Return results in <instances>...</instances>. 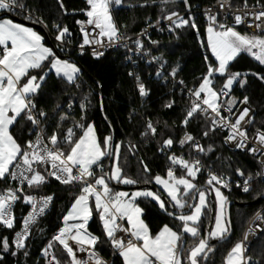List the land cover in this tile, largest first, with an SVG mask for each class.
Returning <instances> with one entry per match:
<instances>
[{
    "label": "snow or ice",
    "instance_id": "1",
    "mask_svg": "<svg viewBox=\"0 0 264 264\" xmlns=\"http://www.w3.org/2000/svg\"><path fill=\"white\" fill-rule=\"evenodd\" d=\"M121 2L122 0H86L87 8L83 10V14L87 19L76 21L82 36V42L77 45L81 54L87 46L92 48L93 57L98 58L103 53L98 52L96 46L104 47L106 42L108 46H112L128 39L119 31L111 15V5L120 6ZM149 3H159L161 11H165L170 4L175 3V0H144L139 6L145 7ZM183 3L186 7H190L188 0H183ZM60 7L63 8V4ZM220 7L224 8V4ZM17 9L24 11L25 3L21 0H0V11L5 13L0 16V47H2L0 51V180L11 178L18 182L15 189L6 188L0 192V227L14 232L13 236L0 239V250L11 252L16 256L19 250L27 248L31 226L44 214L53 197L37 198L26 194L23 186L27 184L29 189H39L49 178H54L61 184L78 186L79 194L75 196L67 212L62 215L61 226L48 244L41 249L46 258L45 264H64L65 260L67 264H108L96 251L97 244L104 242L109 243L113 251L119 254L123 264H200V258H206L214 250L210 246L211 241L223 239L230 229V217L225 215L227 197L221 191L222 188L230 186L228 178L209 170L205 185L197 186L193 181L202 171L201 162L199 160L189 162L170 155L168 160L173 165L178 164L181 169L186 170L184 175L176 177L173 168L169 167L166 178L157 174L144 180L145 185L154 182L163 189V192L159 189L153 191L147 187L137 188L131 192H114L109 187L110 182L137 185L138 180L124 173L120 163L122 143L115 141L111 134L104 136L102 141L99 140L94 124L86 121L89 104L87 96L80 103L82 113L80 120H73L71 126L65 130L62 123L68 121V115L61 112L56 122V129L47 136L46 127L41 122L49 119L48 114L42 109L37 111L32 97L39 94L49 75H54L67 85H75L79 88L80 84L77 80L80 77V69L68 58H60L52 48L46 47L42 42L43 37L31 27L14 22L8 14ZM245 16H251L252 20H245ZM205 17L208 21L205 27L207 50L211 52L214 61L209 62L207 57L205 58L206 72L200 78L198 86L189 89L190 106L187 107L181 124L186 127L194 116L202 115L210 124L208 130L203 132L205 137L209 135V131L223 128L228 131L226 142L234 143L238 149L264 155V132L258 131L254 136L259 147H246L248 137L242 122L245 125L253 122V118L249 116L250 109L244 107L238 114H234L232 108L237 103L246 105L248 97L245 96L243 100L238 101L230 95L234 82L238 81L243 87L246 80L240 79L241 73L229 71L230 62L241 53H247L260 65H264V35L241 34L234 27L247 23L249 28L254 27L260 33H264V9L255 13L245 12L244 15L236 14L232 25L219 21L216 14L205 13ZM24 18L28 20L32 18L30 10ZM159 19L169 22V31L185 26L197 28L190 14L185 19L178 12L168 10L167 14ZM37 22L43 23L42 20ZM52 28L57 33L54 39L58 42V47L63 49L66 44L71 43L69 39L71 33L67 26L61 27L53 23ZM145 34L146 30H142L141 35ZM150 43L158 42L150 40ZM134 45L136 54H149L139 36L135 39ZM128 51L131 52L132 49ZM128 59H131V56ZM159 60L160 57H152V61ZM176 72L177 69L174 67L169 75L175 77ZM132 75L133 73L129 72V76ZM157 75L161 73L158 71ZM244 75L246 76L247 73ZM214 78L223 80L219 90L215 89ZM258 78L264 80V76ZM179 83L183 84V81ZM136 87L141 97L147 94L139 76L136 77ZM221 97L224 98L223 101ZM173 103L169 102L165 107L170 108ZM71 105L70 100L69 107ZM61 107L62 105H57L54 111H60ZM222 112L229 114L223 115ZM245 117L248 119L246 120ZM20 119H23L25 126L28 124L32 126L30 132H36L35 139H30L24 144L18 143L10 131ZM76 129H81V133L77 134ZM145 130L146 132L141 135L147 132L156 134V127L151 120L146 122ZM188 142H192L191 146L197 152H204L201 145L194 141V137L185 132L179 143L183 146ZM173 144L172 138L164 139L161 151L170 149ZM134 148L135 145H131L129 151ZM211 150L209 146L208 151ZM105 158H110L107 170L103 163ZM140 163L143 172L149 173L148 166L142 160ZM261 163H264V160ZM42 167L43 172L40 170ZM95 170L100 174L97 175ZM235 171L238 176L244 178L239 168ZM249 184L250 178H244L242 191H250ZM237 187H241L239 182ZM165 194L167 200L164 198ZM212 194L215 197L214 209L209 203ZM21 197L26 205H30V210L23 217L21 229L16 231L13 205ZM190 198L191 203H189ZM140 199L154 201L164 211L171 207L174 211H167V214L181 222L182 228L177 231L165 224L153 235L142 219L143 209L138 203ZM185 209L186 212L181 211ZM206 209L214 211V223L205 231L204 237L200 238L198 243L185 250L182 235L186 233L192 237L199 236V223ZM94 211L98 214L104 240L88 229V222ZM252 221H260L261 223H257L255 228L264 232V210H256ZM125 222L127 227H124ZM119 233H126L127 240L121 238ZM251 234L253 229L249 227L243 238L232 244L224 264H254L252 258L247 256L245 247ZM56 244L63 249L61 258L55 254ZM13 246L16 251H13ZM77 253H86L87 258L81 259ZM24 254L27 256V251Z\"/></svg>",
    "mask_w": 264,
    "mask_h": 264
},
{
    "label": "trees",
    "instance_id": "2",
    "mask_svg": "<svg viewBox=\"0 0 264 264\" xmlns=\"http://www.w3.org/2000/svg\"><path fill=\"white\" fill-rule=\"evenodd\" d=\"M212 1L214 0H188L190 7H186L183 0H175V3L170 4L167 10L161 11L159 3H149L145 7H140L139 5L144 0H122L120 6L111 7V15L117 28L125 36H128L140 31L147 21L161 20L159 18L166 15L168 10L180 12ZM21 2L25 3L26 8L32 14L42 19L44 29L37 30L44 35V42L46 44L51 43L60 58L72 57L76 59L78 65L87 72L85 73L84 70L80 69V77L77 80V83L80 84L79 88L75 85H67L54 75H49L39 94L32 97L37 111L42 109L48 114L49 119L47 121L42 120L46 127V133L51 135L52 131L56 129V122L60 113L65 112V106L70 100L73 103V111L71 113L65 112L68 115V121L62 123V126L66 130L73 120L79 121L82 114L80 103L87 96L89 104L86 110V121L94 124L97 138L101 141L104 136L113 131L114 140L123 145L120 150V163L124 173L138 180L137 185L110 182L109 187L113 191L137 189L138 186L144 185L145 179L157 174L165 177L166 171L170 167L167 152L180 150L176 146V142L185 131L195 137H201L204 152L194 154L189 145H185L182 149L190 157L199 160L201 164L211 166L218 172L232 177H240L236 174L237 168L243 172L244 177L254 175L260 169L255 157L226 147L223 143V133L209 131V135L205 137L203 132L208 130L210 124L201 115L194 116L186 127L181 124L186 115L187 107L190 106V99L185 96L184 90L198 86L200 78L207 69L206 57L209 62L214 61L207 50L206 24L201 17H193L197 25L196 29L189 26L178 28L176 37L163 33H151L147 37L141 38L148 53L160 57L158 63L163 65L165 72L174 67L177 69L175 77L169 78L167 82H162L160 77H156V65L147 64L139 57H136L134 75L129 76L131 68L126 61V51L120 46H110L99 58H94L87 52L83 54L77 52L74 45L79 41V34L74 21L79 17L86 18L83 14V10L87 8L86 0H21ZM255 2L263 3L264 0H230V5L241 6ZM61 4H63V8L60 7ZM11 15L24 19L14 13ZM53 23L59 24L61 27H68L71 33L69 46H64L62 49L52 39V34H57L52 28ZM259 35H264V33ZM149 38L158 43L151 44ZM230 63V72L241 73V76H245L244 74L247 73L245 76L246 85L242 95L248 97L255 109L253 122L250 125L251 130L260 129L264 131V80L258 78V76H264V65H260L247 53L239 54ZM137 76L140 77V81L146 88L147 94L143 97L140 96L136 87ZM180 81H183V84L179 83ZM222 84V79L214 78L216 89ZM169 102H174L173 106L165 107V104ZM57 105H62L60 111H54ZM148 120H151L156 127L155 135L150 132L141 135V133L146 132L145 124ZM29 126V124L25 126L23 119L18 120L15 126H12L11 133L18 143L23 144L27 138ZM75 131L77 134L81 133V129ZM169 138L174 140L173 146L167 149V152L161 151L163 140ZM131 145H135V148L129 151ZM209 146H211V151H208ZM107 159L105 158L103 161L105 169ZM141 160L150 169L149 173L143 172ZM95 171L97 175L100 174L98 170ZM184 171L174 170V174L175 176L180 175ZM195 183L197 186L205 185V179L201 173L197 175ZM151 185L163 192L154 182ZM249 187L250 191L248 192L239 189L230 191L221 189V191L227 197V201L234 202L252 201L264 194L263 181L252 180ZM6 188H12L10 178L0 180V192ZM33 190L53 197L51 209L32 226L26 249L19 250L16 256H13L11 252L6 253L0 250V264H45L46 258L41 249L48 244L58 227L61 226L62 215L67 212L71 202L79 194L78 186L64 185L56 180H52L48 185H42L39 189L28 188V191ZM212 200L214 201L213 194ZM138 203L143 209L142 219L149 226L153 235L165 224L177 231L182 228L181 222L167 214V211H170L169 208L167 211L161 210L154 201L149 202L144 199H140ZM209 203L212 208L210 199ZM262 204L263 200L245 206L231 205V236L226 241L210 244L214 250L206 258L201 257L200 264H224L232 244L241 239L247 222ZM92 207L93 209L95 207L93 202ZM23 211L24 208L22 207L20 213ZM210 214V209L204 211L199 223L198 237H192L186 233L182 235L185 250L194 246L200 238L204 237ZM19 224L20 220L15 219V230ZM88 229L94 235L101 237V240H104L101 235L102 227L99 217L95 211L89 219ZM13 234L11 229L0 227V239L11 237ZM54 250L57 257L61 258L62 247L56 244ZM13 251H16L14 247ZM25 251L28 253L27 256L24 254ZM96 251L104 258H110L109 264H123L122 258L113 251L107 242L97 244ZM246 254L252 258L254 264H264V232L248 246ZM63 255L66 256V254ZM64 264H67V260L64 261Z\"/></svg>",
    "mask_w": 264,
    "mask_h": 264
},
{
    "label": "built area",
    "instance_id": "3",
    "mask_svg": "<svg viewBox=\"0 0 264 264\" xmlns=\"http://www.w3.org/2000/svg\"><path fill=\"white\" fill-rule=\"evenodd\" d=\"M221 4H224V8H221L220 5ZM246 5V7H245ZM264 9V2L263 3H260V2H255V3H251V4H244V5H241V6H231L230 5V0H227V3H225V0H214L212 1L211 3H208V4H203V5H200V6H195L193 8H189V9H186L184 11H180L178 12L179 15L181 17H184L185 19L188 18V15L190 14L192 17H201L203 19V21L205 22V24L207 25L208 21L206 20V17H205V13H208L209 15L211 14H216L218 16V19L219 21L221 22H226L228 23L229 25H232L233 24V17L234 15L236 14H241V15H244L245 12H251V13H255L257 11H260ZM28 9L26 8L24 11H21L19 9H17L15 12H13L14 14H17V15H20L22 16L23 18L25 17V15L28 14ZM12 14V13H10ZM31 16L32 18L30 20L28 19H25L27 21H30V22H33V23H37V24H40L44 27V24L43 23H39L37 22L38 20H42L40 17L34 15L31 13ZM245 20L247 21H251L252 20V17L251 16H245L244 17ZM87 18H76L75 19V25L77 27V31H78V34H79V41L74 45V48L77 50L78 53H81L80 49L77 47V45L79 43L82 42V36L80 34V27L79 25L76 24V21L77 20H80V21H86ZM236 31L240 32L241 34H247V35H250L251 33L252 34H260V32L255 29L254 27L253 28H249L247 26V23H241L240 25H235L234 26ZM119 29V28H118ZM177 29H174L173 31H169V22L168 21H164V20H157V21H147L143 27L140 29V31H138L137 33L133 34V35H128L126 37H128L127 40H122L120 41L118 44L116 45H112V46H120L121 48L125 49L126 51V61L129 63L130 65V72L133 73L134 75V68L136 66V57H139L141 58L142 60H144L147 64H154L156 65V77H160L161 78V81L162 82H167V80L169 78H173V76H170L169 73L171 72L170 71H164V68H163V65L159 64L158 61H152V57L155 56V55H151V54H148V55H144L143 53L141 54H136L135 53V45H134V41L135 39L139 36L140 39L142 37H147L149 34L151 33H163L165 35H172L174 37L177 36ZM90 31V29H88ZM142 30H146V34L145 35H141L142 33ZM119 31L122 33V31L119 29ZM250 33V34H249ZM123 34V33H122ZM56 35V34H55ZM54 34H52V39L55 41L54 37H55ZM124 35V34H123ZM125 36V35H124ZM56 42V41H55ZM58 43V42H57ZM125 45H127V47H125ZM65 46H69V44H66ZM110 46H108L107 42L105 43V46L104 47H100V46H96V50L98 52H102L104 53L107 48H109ZM128 49H132L131 52L128 51ZM146 50V49H145ZM0 51H2V47H0ZM147 51V50H146ZM84 52H87L88 54H90L92 57V48L91 47H85V49L83 50V53ZM101 56V55H100ZM99 56V57H100ZM131 56V59H128V57ZM98 57V58H99ZM133 61L135 63H133ZM160 72L161 75H157V72ZM240 79H245L246 80V77L245 76H240ZM246 85V84H245ZM245 85L243 87H241V85L239 84V82H234L233 86H232V89H231V92H230V95L232 97H235L238 101L239 100H243L244 99V95H242V91L245 87ZM221 87V86H220ZM220 87L217 89L219 90ZM184 93H185V96L189 97V89H186L184 90ZM221 100L223 101L224 98L221 97ZM244 107H248L250 109V113H249V116H251L253 118V115L255 113V109L253 107V105L251 104V102L248 100L247 104L246 105H241L239 103L235 104L232 108V112L234 114H238L240 111L243 110ZM73 111V103L71 105V107H69V103L65 106V112L66 113H71ZM223 115H228L229 113L227 112H222ZM202 116V115H201ZM203 117V116H202ZM204 118V117H203ZM205 119V118H204ZM245 119L247 120L248 117H245ZM43 124V122H41ZM30 125V124H29ZM44 125V124H43ZM251 123L250 124H247L245 125L243 122H242V127L244 128V130L247 132V137H248V140H247V144H246V147H259V144L258 142L254 139V136L256 135V133L258 131L260 132H264L260 129H254V130H251V127H250ZM45 126V125H44ZM71 126V125H70ZM32 126L30 125L29 126V129L31 128ZM39 129H37L38 131ZM215 131H218V132H221L224 134L223 136V143L226 147H228L229 149L231 150H235V151H238V152H241V153H245L247 155H250V156H253L256 158L257 162L259 163V166H260V169L254 174V175H250V176H246L244 178H250V182L252 180H260V181H263L264 182V163H261L262 160H264V155H262L261 153L257 152L255 154L253 153H250L246 150H243V149H238L235 147V144L232 143V142H226L225 140V137L228 135V131L223 129V128H220L218 130H215ZM187 133H189L188 131H185ZM185 132L182 133V135L179 137V139L177 140L176 142V146L178 148H180L179 151H168L167 149H164L168 155H175L177 157H180V158H183L184 160L186 161H193V160H197L196 158H193V157H190L186 151H182V149H184L185 145H189L190 147V150L192 153L194 154H199L201 152H197L191 145H192V142H188L186 143L185 145H180L179 141L181 140V138L184 136ZM47 134V133H46ZM191 134V133H190ZM192 135V134H191ZM35 136H36V132L35 131H32L30 132L28 130V136L27 138L24 140V142L30 140V139H35ZM47 136H50L47 134ZM193 136V135H192ZM194 137V141L199 143L202 147V143H201V137ZM23 142V144H24ZM203 167H202V171L200 172L203 176H204V179L206 180L207 177H208V172L209 170H211L212 172H215L219 175H223L224 177H227L228 180H229V187L228 188H222V189H225V190H233V189H239L242 191V188L244 186V178L242 177H232V176H229L228 174H225V173H221V172H218L216 169L212 168L211 166H205L203 164H201ZM170 167L173 168V171L174 170H183L180 168V166L178 164L176 165H173L170 161ZM41 172L44 171V168L42 167L41 169ZM11 179V178H10ZM52 180H56L54 178H49L47 180V182L43 185H48L50 184V182ZM12 181V189H15L16 186H17V183L16 181ZM57 181V180H56ZM59 182V181H58ZM239 182L240 186L241 187H237V183ZM250 185V184H249ZM24 191L26 194H30V195H34L36 196L37 198L41 197V196H51L49 194H45V193H40V192H36V191H28V186L27 184H25L24 186ZM2 192V191H1ZM115 192V191H114ZM244 192V191H243ZM51 206H52V201L50 202L49 206L47 207V209L45 210L44 214L45 215L50 209H51ZM22 207L24 208V211L23 213H20L21 210H22ZM261 210H264V199H263V204L261 205V207L259 208ZM30 210V205H26L24 202H23V199L21 197L20 200H18L17 202L14 203L13 205V213H14V216H15V219H19L20 220V224L17 228L16 231H19L21 229V222L23 220V217L29 212ZM42 215V216H43ZM40 216V217H42ZM38 217L37 220L33 223V225L38 221V219L40 218ZM253 217V215H252ZM252 217L249 219V221L247 222L243 232H242V235H241V239L243 238L244 236V233L249 229V227H251L253 229V234L249 235L248 237V240L245 244V247L246 249L248 248V246L255 240L257 239L260 234L262 232L260 231H257L256 228H255V225L257 223H261L260 221H252ZM32 225V226H33ZM31 226V228H32ZM124 227H127V224L126 222L124 223ZM30 228V230H31ZM56 233V232H55ZM54 233V234H55ZM14 235V234H13ZM121 238H124L125 240H127V234L126 233H119L118 234ZM14 247V246H13ZM15 248V247H14ZM117 253V252H116ZM99 254V253H98ZM78 257L81 258V259H86L87 258V254L86 253H77ZM100 255V254H99ZM114 255V254H113ZM101 256V255H100ZM105 261L108 262V264L110 263V258L109 259H106L104 258L103 256H101Z\"/></svg>",
    "mask_w": 264,
    "mask_h": 264
},
{
    "label": "water",
    "instance_id": "4",
    "mask_svg": "<svg viewBox=\"0 0 264 264\" xmlns=\"http://www.w3.org/2000/svg\"><path fill=\"white\" fill-rule=\"evenodd\" d=\"M3 15H5V13H4V12H1V13H0V16H3ZM8 15H9L10 18L14 19V21L21 22V23H23V24H26V25L31 26V27H33V28H36V29H38V30H43V29H44V27H43L42 25H40V24H37V23H33V22H30V21L24 20V19H22V18H20V17H18V16H14V15H11V14H8ZM49 44H50V47L55 51L53 45H52L51 43H49ZM55 52H56V51H55ZM64 58H68L69 60H71L72 62H74L75 64L78 65L76 59H74V58H72V57H64ZM78 66H79V65H78ZM79 68H80L81 70H84L85 73H87V72L85 71V69H82L80 66H79ZM99 94H100V91H99ZM100 109H101V112H102L103 109H102L101 98H100ZM111 135L113 136V139H114L113 131H111ZM109 163H110V158L107 159L106 170L108 169V165H109ZM199 186H203V185H199ZM142 187H147V188H150V189L153 190V191H157V189L154 188L151 184H148V185H145V184H144V185H140V186H138L137 188H142ZM126 188H127V187H126ZM128 188H129V187H128ZM164 198H165V200H167V198H166L165 196H164ZM209 199H210V201H211V203H212V209H214V204H213V200H212V195L210 196ZM263 199H264V194H262V195L256 197V198L253 199L252 201H247V202H234V201H227L226 204H225V215H226V217H230V207H231V205H233V204H237V205H239V206H245V205H251V204L257 203V202H259V201H261V200H263ZM189 203H191V199H190ZM168 208H169L170 211H174L171 207H168ZM181 211H185V212H186L187 210L185 209V210H181ZM213 223H214V211L211 210L210 218H209L208 225H207L205 231H206V230H209V229H210V226H211ZM231 233H232V228H231V225H230L229 232L225 234L224 238H223V239H220V240H217V241H211V244H213V243H217V242L226 241V240L229 239V237L231 236ZM204 235H205V232H204Z\"/></svg>",
    "mask_w": 264,
    "mask_h": 264
},
{
    "label": "rangeland",
    "instance_id": "5",
    "mask_svg": "<svg viewBox=\"0 0 264 264\" xmlns=\"http://www.w3.org/2000/svg\"><path fill=\"white\" fill-rule=\"evenodd\" d=\"M115 4H112L111 5V7L112 6H114ZM251 35H259V34H251ZM251 35H249V36H251ZM206 38H207V36H206ZM209 51V50H208ZM210 52V51H209ZM210 54H211V52H210ZM212 55V54H211ZM214 58V57H213ZM215 89H216V87H215ZM217 90V89H216ZM186 171V170H185ZM185 171L182 173V174H180V175H176V177H180L181 175H184L185 174ZM164 178H166V176L164 177ZM186 178H188V177H186ZM190 179V178H189ZM195 181H196V179L193 181L194 183H195ZM112 182H114V181H112ZM196 184V183H195ZM157 186V185H156ZM158 188H160L162 191H163V189L160 187V186H157ZM134 190H136V189H131V190H126V189H120L119 191H125V192H131V191H134ZM166 195V194H165ZM213 196H214V194H213ZM165 197H167V196H165ZM214 199H215V197H214ZM93 203H94V200H93ZM49 259H50V257H49Z\"/></svg>",
    "mask_w": 264,
    "mask_h": 264
},
{
    "label": "crops",
    "instance_id": "6",
    "mask_svg": "<svg viewBox=\"0 0 264 264\" xmlns=\"http://www.w3.org/2000/svg\"><path fill=\"white\" fill-rule=\"evenodd\" d=\"M14 22H17V23H21V22H18V21H14ZM23 24V23H22ZM25 26H27V27H31V26H28V25H26V24H24ZM34 31H36L39 35H41L42 37H43V43H44V45L46 46V47H50V45L49 44H46L45 42H44V35L42 34V33H40L36 28H33V27H31ZM51 48V47H50ZM77 65V64H76ZM78 66V65H77ZM79 67V66H78ZM80 69V68H79ZM32 74H34V73H32ZM12 128V127H11ZM11 128H10V131H11ZM161 228V227H160ZM159 231V230H158ZM189 235V234H188ZM190 236V235H189Z\"/></svg>",
    "mask_w": 264,
    "mask_h": 264
}]
</instances>
